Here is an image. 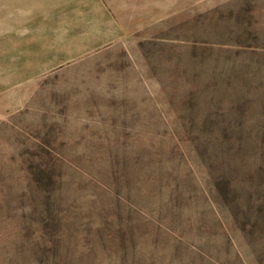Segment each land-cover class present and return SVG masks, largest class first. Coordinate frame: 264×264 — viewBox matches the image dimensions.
Wrapping results in <instances>:
<instances>
[{
	"label": "rangeland",
	"instance_id": "374dc122",
	"mask_svg": "<svg viewBox=\"0 0 264 264\" xmlns=\"http://www.w3.org/2000/svg\"><path fill=\"white\" fill-rule=\"evenodd\" d=\"M0 264H264V0H0Z\"/></svg>",
	"mask_w": 264,
	"mask_h": 264
}]
</instances>
